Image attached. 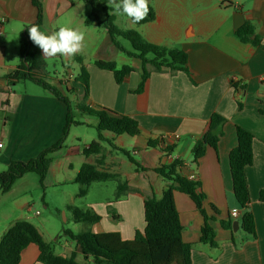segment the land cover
Returning <instances> with one entry per match:
<instances>
[{
	"label": "crops",
	"instance_id": "obj_1",
	"mask_svg": "<svg viewBox=\"0 0 264 264\" xmlns=\"http://www.w3.org/2000/svg\"><path fill=\"white\" fill-rule=\"evenodd\" d=\"M39 1L43 10L41 31L51 34L61 26L71 27L82 31L85 41L83 50L71 58L60 55L46 58L42 53L45 67L38 74H48L49 64L60 60L63 75L56 71L60 77L47 76L46 80L74 103L83 96L81 85L74 82L81 68L76 56L81 58L90 75L88 107L132 116L141 129L137 137L104 134L115 146L130 152L148 171L138 172L121 152L104 144V162L100 169L118 174L131 190L112 205L122 218L119 222L108 211L111 203L108 199L85 204L83 210L92 209L102 217L99 223L92 225L91 232H117L124 240H132L137 231L143 232L146 225L144 200L151 196L161 199L168 185L153 170L179 160L183 162L180 174L200 183L198 191L206 197L204 209L215 217L211 225L218 247L199 243L204 219L190 195L175 192L182 239L184 243L193 244L191 264H264V200L260 199L264 190V0H156L150 3L156 19L145 24L141 34L150 43L186 51L189 75L152 72L141 94L134 93L142 81L140 60L126 56L113 45L107 31L92 18L88 4L83 0ZM37 14L32 0H0L3 24L0 37L1 173L12 161L28 162L58 143L66 126L68 107L64 102L38 87L28 91L29 86H23V91L16 90L25 83L11 79L21 62L23 31L36 22ZM90 18L92 22H88ZM245 23L253 25L255 34L251 40L258 36L260 45L244 43L235 36V31ZM96 61L115 62L119 68L132 66L134 72L119 85L111 72L94 65ZM66 87L74 90L70 97ZM214 113L227 120L222 137L217 150L208 148L196 164L192 149L203 138ZM78 121L84 125L97 124ZM80 126L83 125H72L69 129L64 148L53 156L43 187L64 189L65 185L75 183L85 163L96 162L97 156L86 158L82 153L89 144L79 145L83 135L73 129ZM237 127L254 136V159L246 169V176L250 211L256 224L255 238L241 228L243 211L233 194L229 154L237 145ZM149 140L158 141V147H148ZM163 148H172V151L163 152ZM16 185L17 182L7 193ZM211 205L219 210L218 215L212 212ZM69 206H75L73 196L68 197L63 208L68 210ZM233 212L238 214L237 218L231 216ZM19 220L31 222L42 235L31 217L3 215L0 240ZM228 221L232 222V229L222 226V222ZM53 249L56 255L63 257L77 250L71 239L66 242L64 252H58L54 246ZM39 255L38 246L31 244L23 251L20 264H42L38 261ZM77 261L85 262L82 255H78Z\"/></svg>",
	"mask_w": 264,
	"mask_h": 264
},
{
	"label": "trees",
	"instance_id": "obj_2",
	"mask_svg": "<svg viewBox=\"0 0 264 264\" xmlns=\"http://www.w3.org/2000/svg\"><path fill=\"white\" fill-rule=\"evenodd\" d=\"M83 1L91 7L92 18L97 21L99 27L107 31L113 45L126 56L140 60L142 81L134 93L141 94L145 90L152 72H168L170 74L185 72L189 75L187 68L188 54L186 51L180 48H170L150 43L137 30L119 28L116 25L117 15L114 13L110 15L112 10L109 9L107 0ZM32 3L38 11L37 20L32 25H39L40 27L43 21L42 5L39 0H32ZM155 19L156 12L153 6L149 4L148 16L138 24H134L141 26L151 23ZM88 22H92V19L90 18ZM32 25L26 26L23 31L20 46L21 62L11 79L15 81H32L43 87L53 97L64 102L68 107L66 126L62 139L42 151L34 159L28 162L12 161L8 169L0 173V189L3 193L9 192L19 179L30 173L38 176L43 187V181L53 156L64 148L69 129L72 125H84L83 122L75 118L74 109H76L82 116L97 119L95 125L97 140L84 148L82 153L86 158L98 157L94 164L85 163L79 170L75 183L80 184L83 188L80 190L78 197H85L88 194V188L93 183L115 180L118 182L115 196L116 201H118L126 196L131 187L126 181L121 180L118 174L100 169L104 162V144H108L113 149L121 152L138 172H145L148 169L143 167L130 152L115 146L113 140L107 139L104 134L111 133L115 136L137 137L141 134L139 123L132 116L119 115L105 108L95 110L88 107L86 102L89 98L90 75L81 58L77 56L76 61L81 65V68L74 82L81 85L83 96L76 99L74 103L57 87L49 84L42 75L36 73L34 70L41 72L44 70L45 61L42 50L34 45L29 38L28 28ZM254 34V27L251 23H245L235 31V36L240 41L244 43L251 42L256 46L260 45L261 40L258 36L251 40V36ZM123 41L129 43V48L124 46L123 43L125 42ZM94 65L101 70L111 72L119 85L134 72L132 66L119 68L115 62L96 61ZM65 89L68 91V95L74 93L72 89L69 90L67 87ZM226 121L223 116L217 113L211 116L203 138L192 149L194 163L199 162L208 148L217 150ZM236 134L237 145L229 154L233 194L243 211L241 228L250 237L255 238L256 224L254 215L250 211V192L246 176V169L252 165L254 159V136L240 127L236 128ZM147 145L150 148H156L159 142L149 140ZM162 151L169 153L172 148H163ZM182 167L183 162L175 160L170 165H159L154 168L153 171L168 185L161 199L151 196L144 200L145 229L143 232L137 231L132 240L122 239V236L117 232L74 233L69 229H65L63 231L64 235L76 243L77 250L72 252L70 256L63 257L54 253L53 245L44 240L31 222L19 220L8 229L0 240V264H20L23 251L31 244L38 246L40 251L38 261L42 264H191L193 244L184 243L182 239V224L175 205V192L190 195L204 219L199 243L211 247H218V243L216 232L211 225L215 217L207 214L203 206L206 197L198 191L201 185L195 180L182 176L180 174ZM260 199L264 200V190L260 193ZM68 210L72 213L75 223L94 225L102 219L92 209L83 210L75 206H69ZM211 210L215 215L219 214V210L214 205H211ZM108 211L114 220L121 219L111 206ZM222 226L225 229H232V222H222ZM78 255H82L84 263L77 261Z\"/></svg>",
	"mask_w": 264,
	"mask_h": 264
},
{
	"label": "rangeland",
	"instance_id": "obj_3",
	"mask_svg": "<svg viewBox=\"0 0 264 264\" xmlns=\"http://www.w3.org/2000/svg\"><path fill=\"white\" fill-rule=\"evenodd\" d=\"M155 1L156 0H148V3L154 4L156 3ZM116 25L121 29H134L140 33H143L145 29L144 25L138 26L126 16L121 15H117ZM125 43L128 47L130 46L128 42ZM56 71H60L63 75L60 60L52 61L46 70L48 74L42 77H44L45 80L47 76L51 79L60 77L61 74H55ZM77 71L79 72V69H77ZM77 71L75 70V72ZM19 83H25L17 87L16 90L19 91L24 90L23 86H29L28 91L29 88L33 90V88L37 87L42 90L44 89L40 85L28 80H21ZM74 114L78 120H88L91 123L97 122L95 117L82 116L76 109H74ZM93 125L74 127V132L83 135V139L79 143L81 147H84L86 143L90 144L97 140V131ZM69 140H71V138ZM16 186L17 187L10 193H3L0 189V220L2 221L3 215H8L11 218L19 217L20 215L23 217H31L32 222L40 229L44 240L50 242L58 252H64V246L66 242L69 241V238L64 235L63 231L65 229H69L75 233H82L85 231L91 232L92 227L91 224L75 223L72 220V213L63 208L68 201V197L73 196L75 207L80 209L84 208L85 204L89 202L106 198L111 201L109 205L114 209L112 205L116 201L115 196L118 182L115 180H108L106 182L93 183L88 188V197H78L80 190L83 188L78 183L67 184L64 189L42 187L38 176L34 173L27 174L24 181H17ZM97 191H100V195H97ZM63 214H66V216ZM66 217L68 218L67 222H65ZM121 219L115 221L119 222Z\"/></svg>",
	"mask_w": 264,
	"mask_h": 264
},
{
	"label": "clouds",
	"instance_id": "obj_4",
	"mask_svg": "<svg viewBox=\"0 0 264 264\" xmlns=\"http://www.w3.org/2000/svg\"><path fill=\"white\" fill-rule=\"evenodd\" d=\"M110 15L126 16L133 23H139L149 14L148 0H107ZM29 38L42 50L43 56L53 58L57 55L71 58L81 52L84 47L85 34L79 29L59 27L58 31L46 34L39 25L28 28Z\"/></svg>",
	"mask_w": 264,
	"mask_h": 264
},
{
	"label": "built area",
	"instance_id": "obj_5",
	"mask_svg": "<svg viewBox=\"0 0 264 264\" xmlns=\"http://www.w3.org/2000/svg\"><path fill=\"white\" fill-rule=\"evenodd\" d=\"M2 26H3V24H2V22H0V37H1L2 34H3ZM2 146H3V145L0 144V149L2 148ZM231 216L234 217V218H237V217H238V214H237L236 212H233V213L231 214Z\"/></svg>",
	"mask_w": 264,
	"mask_h": 264
},
{
	"label": "water",
	"instance_id": "obj_6",
	"mask_svg": "<svg viewBox=\"0 0 264 264\" xmlns=\"http://www.w3.org/2000/svg\"><path fill=\"white\" fill-rule=\"evenodd\" d=\"M36 73H38L39 71L38 70H34ZM237 226V224H235V227Z\"/></svg>",
	"mask_w": 264,
	"mask_h": 264
}]
</instances>
